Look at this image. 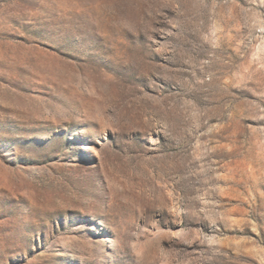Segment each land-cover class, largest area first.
Returning a JSON list of instances; mask_svg holds the SVG:
<instances>
[{
  "label": "rangeland",
  "instance_id": "obj_1",
  "mask_svg": "<svg viewBox=\"0 0 264 264\" xmlns=\"http://www.w3.org/2000/svg\"><path fill=\"white\" fill-rule=\"evenodd\" d=\"M0 264H264V0H0Z\"/></svg>",
  "mask_w": 264,
  "mask_h": 264
},
{
  "label": "bare ground",
  "instance_id": "obj_2",
  "mask_svg": "<svg viewBox=\"0 0 264 264\" xmlns=\"http://www.w3.org/2000/svg\"><path fill=\"white\" fill-rule=\"evenodd\" d=\"M171 206H172V211L178 213V211H179V207L181 206V203H180V201L175 200V201H172ZM178 215H179V214H178Z\"/></svg>",
  "mask_w": 264,
  "mask_h": 264
}]
</instances>
